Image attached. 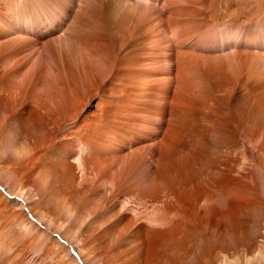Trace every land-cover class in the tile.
Returning a JSON list of instances; mask_svg holds the SVG:
<instances>
[{
    "label": "bare ground",
    "instance_id": "6f19581e",
    "mask_svg": "<svg viewBox=\"0 0 264 264\" xmlns=\"http://www.w3.org/2000/svg\"><path fill=\"white\" fill-rule=\"evenodd\" d=\"M24 208L83 264L247 247L264 228V0H0V252L13 218L36 226ZM42 232L34 263L63 262Z\"/></svg>",
    "mask_w": 264,
    "mask_h": 264
},
{
    "label": "rangeland",
    "instance_id": "374dc122",
    "mask_svg": "<svg viewBox=\"0 0 264 264\" xmlns=\"http://www.w3.org/2000/svg\"><path fill=\"white\" fill-rule=\"evenodd\" d=\"M96 99H94V100H92V101H90L89 102V104H88V110H92L93 108H94V105L96 104ZM93 102V103H92ZM6 155V154H5ZM57 156H58V160L60 161V159H62L63 157V155H62V152L61 151H58V154H57ZM2 191L4 192V194H3V196L4 195H6L7 196V198L10 196L7 192H6V190H4L3 188H2ZM6 196H4V199L6 200V204H9V206L12 204H10L9 203V201H7V199L5 198ZM9 199H11V197H9ZM4 201V200H3ZM5 202V201H4ZM15 206H10V209H13ZM25 213H27V215L29 216H27ZM30 212H29V210H27V208H24V214L28 217V220H30V221H32L34 218L32 217V215L31 214H29ZM264 213V212H263ZM14 220V221H13ZM13 220H12V223H13V228H11L9 231H7L6 232V234L8 233V236L6 235L5 237L6 238H4L2 241H3V243H4V246H8L9 247V249H8V247L6 248H4V252H6V253H4L3 251V253L2 252H0V254L1 255H3V256H5L6 258H5V260H4V262H3V259H4V257L3 258H0L1 260H2V262L4 263V264H14L15 262H16V264H35L34 263V261H33V259H35V257H36V255H37V253L39 254V252L41 253V252H43L42 251V248H43V244L45 243L44 241L46 240V238H47V236H45V235H43V232L42 231H44V232H46V234H49V232H50V234H54L55 235V237L56 238H58L61 242H63V244L64 243H66L67 244V240H65L64 238H62L61 237V235L59 234V233H57L56 231H55V227H48V225L47 224H45L44 223V220H41V222H37L36 221V219H35V221H34V223H35V225L36 226H32V230H33V232H32V230L30 231V229H31V227L28 229H26L25 230V228L23 227V229H24V231H23V229L21 230V231H18V232H16V230H15V226L16 225H14V224H18V223H16L17 221H19V223H20V217H17V218H13ZM41 226V227H40ZM37 227H39V228H37ZM40 228H41V230H40ZM43 228V229H42ZM258 227H256V228H254L253 230H254V233L255 234H253V232H252V236H250L249 237V239H248V242L250 243H248V245H247V247L246 246H243V247H237L236 245H235V247H234V245L232 244V242H230V241H227L228 242V244H227V242H226V244L228 245V246H225L224 247V249H220V248H218V247H215L216 248V250L213 248L210 252H209V257H210V260H212L214 257V259H213V263L214 264H222V260H221V258H222V256L225 254L224 253V251L223 250H229L230 252H233L232 254H235V255H233V256H231V257H229L228 259H229V261H231V262H234L233 264H235V262H237V261H240V262H242V263H245V262H247V260H248V258L250 257V256H254L256 259H257V261H255V263L254 264H260L261 263V261L262 262H264V260H262L263 258V256H261L260 254H259V252L256 250L255 251V253L253 252L252 254H251V252H252V249L250 248V247H252L253 246V241H255V240H257V237H258V242H260L261 244H263V242H264V237L262 238L261 236H259L260 234H262V230H263V235H264V228H261V232H259L258 231V229H257ZM14 229V230H13ZM36 230V231H35ZM40 232H39V231ZM49 230V231H48ZM12 231H14V232H12ZM23 231V232H22ZM28 231H29V233H30V236H29V234H28ZM38 231V232H37ZM257 231V232H256ZM25 235L26 233V235H25V237H27V238H25L24 236H21V235H23L22 233ZM26 232V233H25ZM56 232V233H55ZM11 233H12V235H11ZM16 233H18V234H16ZM32 233V234H31ZM35 233V235L37 234H39L38 236L39 237H37L38 239L35 241V239H36V237H35V235H33ZM258 233V234H257ZM18 235V237L16 236V235ZM28 235V236H27ZM36 235V236H37ZM42 237H41V236ZM255 235V236H254ZM17 237V239L16 238H14V237ZM32 236V237H31ZM43 236H45V237H43ZM253 236H254V239H253ZM31 237V238H30ZM256 237V238H255ZM35 238V239H34ZM43 238V239H42ZM10 241H9V240ZM14 239V240H13ZM21 239H23V240H21ZM27 239V240H26ZM29 239H30V241H29ZM261 239V240H260ZM6 240V242H4ZM32 240V241H31ZM40 240V241H39ZM41 240H43V244H42V242H41ZM250 240V241H249ZM11 241H12V243H11ZM24 243H23V242ZM9 243V245L11 244L12 245V247H13V245L14 244H16V245H14V247L12 248H10V246L9 245H7L8 243ZM14 242V243H13ZM23 244H22V243ZM31 244H30V243ZM39 242V243H38ZM40 242H41V244H42V246L40 245ZM253 242V243H252ZM19 243H21V246L19 245L18 246V244ZM29 245H28V244ZM34 243H35V245H34ZM37 243H38V246H41L40 247V249L38 248V246H37ZM229 243L230 244H232V245H230L229 246ZM33 244V245H32ZM66 244H64V245H66ZM34 248V250H33V248H31V246ZM225 245V244H224ZM250 245V246H249ZM17 246L19 247L18 249H17ZM35 246H37V249H39V250H36L35 251ZM21 247V248H20ZM27 247V248H26ZM231 247V248H230ZM237 247V248H236ZM244 247L246 248L245 250H244ZM22 248H26L25 250V252H22L21 250H22ZM57 247H55V249H56ZM13 250L12 252H10L11 250ZM20 249V250H19ZM237 249V250H236ZM6 250V251H5ZM7 250H9V252H7ZM14 250H15V252H14ZM59 250V249H58ZM66 250L67 251H65L64 252V250H62L61 251V255H62V257H64L63 259H64V261L62 262H59V263H57V264H67V263H69V264H71L72 262L70 261V259H69V257L67 256V254H69L76 262H78L79 264H83V261H81V256H80V253H79V249H77V247L74 245V244H70V243H68L67 245H66ZM198 250V251H197ZM201 249L200 248H198V249H196L195 250V252L193 253V254H191L190 256H189V259L188 258H186L185 259V261H184V263L185 264H199V258H200V251ZM233 250V251H232ZM19 251H20V255H19ZM38 251V252H37ZM60 251V250H59ZM196 251H197V253H196ZM200 251V252H199ZM219 251H222V253L221 252H219ZM22 252V253H21ZM29 252V253H28ZM214 252H216V254L214 253ZM14 254V255H10L9 256V254ZM16 253V254H15ZM36 253V254H35ZM224 253V254H223ZM240 255H239V254ZM245 253V254H244ZM5 254V255H4ZM8 254V255H7ZM72 254V255H71ZM222 254V255H221ZM255 254V255H254ZM33 255H34V258H33ZM64 255V256H63ZM257 255V256H256ZM258 255H259V258H258ZM16 256V257H15ZM194 256V257H193ZM1 257V256H0ZM19 257V258H18ZM48 257H49V259H48ZM220 257V258H219ZM261 257V258H260ZM11 258V259H10ZM50 257V255L48 254L47 256H45V257H43V259L42 260H40L39 261V263L41 264H56L55 262L56 261H53V258H51ZM235 258V259H234ZM62 259V260H63ZM195 259V260H194ZM220 259V261H218ZM243 259V260H242ZM260 259V260H259ZM245 260V261H244ZM45 261V262H44ZM52 261V262H51ZM196 261V262H195ZM218 261V262H217ZM260 261V262H259ZM48 262V263H47ZM66 262V263H65ZM191 262V263H190ZM38 263V264H39ZM73 264V263H72ZM262 264H264V263H262Z\"/></svg>",
    "mask_w": 264,
    "mask_h": 264
}]
</instances>
